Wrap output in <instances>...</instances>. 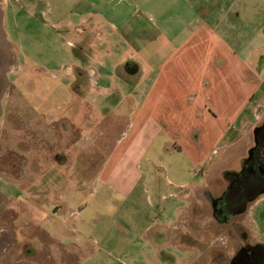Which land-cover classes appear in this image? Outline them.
Here are the masks:
<instances>
[{
  "label": "rangeland",
  "instance_id": "rangeland-1",
  "mask_svg": "<svg viewBox=\"0 0 264 264\" xmlns=\"http://www.w3.org/2000/svg\"><path fill=\"white\" fill-rule=\"evenodd\" d=\"M237 2L227 0L226 6L237 8ZM49 3L52 0H0V155L15 153L11 164L21 168L17 175L0 168V264H210L206 246L231 255L236 239L211 221L205 207L196 209L190 224L184 221L188 207L181 215L184 222L176 223L171 208L183 206L186 200L180 197L190 189L196 191L207 180L219 182L220 168L240 164L243 156L237 155L244 153V144L222 150L227 134L221 138L236 108L262 102L259 112L264 115V91L255 90L254 77L248 74L250 70L264 80V57L259 58L264 47L249 35L251 15L241 16L229 28L240 46L223 49V66L216 68L202 59L213 54L212 45L205 46L208 39L219 50L215 36L202 31L192 38L195 43L188 51L175 52L172 65L178 78L159 79L145 97L142 83L134 94L116 78L128 47L114 31H100L91 55L88 39L98 33L84 31L78 15L70 28L67 19L74 15L66 16L62 6L53 13ZM187 56L201 61H185ZM191 93L193 99L186 103ZM149 118L160 123L163 133L154 142L161 152L141 167L156 207L145 203L137 211L128 205L120 213L114 208L120 202L110 201L119 195L112 193L108 201H101L95 189L121 151L102 161L127 129L125 121L142 124ZM137 128H132L130 138ZM174 135L179 149H160L162 138ZM247 135L252 141L250 131ZM54 152L62 157L53 158ZM159 202L166 205L164 214L153 213L161 209ZM94 211L104 219L87 225L79 221ZM118 215L135 237H126L127 225L119 219L112 223ZM250 217H264V196L255 202ZM158 222L167 224L158 229L160 236L153 227ZM263 226H254L252 238L259 237ZM144 228L149 234L142 233ZM189 228L199 242L193 246L192 236L185 233ZM25 245L35 253L26 255Z\"/></svg>",
  "mask_w": 264,
  "mask_h": 264
},
{
  "label": "crops",
  "instance_id": "crops-1",
  "mask_svg": "<svg viewBox=\"0 0 264 264\" xmlns=\"http://www.w3.org/2000/svg\"><path fill=\"white\" fill-rule=\"evenodd\" d=\"M35 3L32 2L33 5ZM226 3L227 0H52V3H49V7L53 8L51 12L58 13L60 12L59 8L62 6V8L66 9V16L69 14L74 15L67 19V24L70 25V28L75 27L76 15H78L77 22L84 31L91 30L98 33L94 39H88L93 42L91 44L88 42L91 55L93 54L94 40L99 39L100 31L108 29L114 31L119 41L121 40L122 44L128 47L124 51L125 55L116 69V78L125 83L134 94H139L138 89L142 83L143 93L145 97H148L152 88L159 83V79L163 80L167 77L178 78V71L172 65V61L175 59V52L177 49L179 51L181 49L188 51L195 43V41L191 43L192 38H196L202 31H207L208 34L215 36L219 45V50L216 51L214 40L208 39L205 46L207 47L211 44L212 50L210 51L213 54L211 56L210 54L202 56V59L207 58V61L209 59L216 68L223 66L226 62L223 49L234 50L240 46V41L235 38L232 40L228 30L233 22L240 21L241 16L251 15L250 20L253 22H248L250 25L248 28L249 35L251 37L255 36V39L261 43L260 46L264 47V0H238L237 8H234V5L226 6ZM61 10L65 12V10ZM216 31H219V33L216 34ZM246 38L247 35L242 40L244 41ZM202 43L203 41L200 44ZM263 57L264 48H262L259 58L262 59ZM197 60L201 61V57L187 56L185 59L188 62ZM127 63L129 64L128 70L122 69L124 64ZM258 66L259 69L263 67L262 64L260 65V60ZM248 74L250 77H254L253 81L256 82L255 90L257 89L259 93H262L264 91V80L250 70ZM253 96L254 92L251 93V97ZM192 99L193 94L191 93L186 98V103H190ZM261 106L262 102L252 108L242 104L236 108L235 113L226 119L227 125L221 138L226 134L227 138H225V145H223L222 150H230L241 142V145L244 144L243 154L246 153L251 144V139H249L247 133L250 131L251 134L253 126L262 118L263 115L261 114V116L259 112ZM246 110H249V112H246ZM124 126L127 129L122 130L121 136L114 140L112 152H109L110 155L108 153L102 163L106 162L118 150L121 151L119 157L106 176L99 178V186L95 189L96 196L101 195V201H108L112 193L119 195V199L118 197H111L110 201L113 205L115 204L114 202H120L117 206L114 205V208L120 213L124 208L128 209V205H131L137 211L141 210V205L145 203L156 207L153 197L148 193V187L151 183L148 178H144L145 172L141 167L142 162L151 161L152 157L154 158L157 153L161 152L154 147V142L163 135L160 123L151 118L142 124H135L134 120H127ZM135 126L138 127L136 133L130 138L129 133ZM249 126L251 127L250 130H248ZM177 136L174 135L173 139L162 138L160 149L163 148L164 152L170 147L179 149L174 139ZM246 138L247 140H245ZM151 150L153 151L150 152ZM148 153L151 154L147 155ZM243 154H238L237 157H242L244 156ZM229 167L233 166L229 165L228 167L220 168L219 173ZM102 168L103 165L95 175L99 176L103 170ZM149 173L150 170L147 174ZM210 185L211 180H207V183L196 191L190 189L189 194L180 197L185 199L186 203L183 206L179 203V205L171 208V215L176 216L174 223L185 221L190 224L195 222L196 209L201 210L205 207V210H207L204 190ZM176 194L173 193V196H176ZM263 196L261 195L254 203L249 204L242 220L245 228H247V222H250L251 227H249V231L246 230L247 239L256 244H264V226L259 237L252 238L254 226L264 225V217L252 219L250 215L255 202ZM196 199L197 201H195ZM157 205L161 209L159 211L154 209L153 213L164 214L166 205H161L160 202ZM195 205L197 208H195ZM184 206L188 207L189 213L187 214V220L183 221L181 215ZM97 211H94L90 217H85L79 221H82L83 225H87L88 223L93 224L92 222L96 223L99 218L101 220L104 219V215ZM139 214L140 216L142 215L141 213ZM111 219L113 224L116 221L115 219H119L127 225L126 237H135L130 226L126 224L121 215L113 216ZM211 221L214 222L212 216ZM172 224L170 225L171 227L173 226ZM161 225L167 227L165 222H158L153 225L155 229L157 228L155 235H161V230H158ZM146 229L144 228L142 233L150 232L146 231ZM191 232L196 235L193 228H189L185 233L192 236ZM191 239L196 240V237L192 236ZM190 246H193V244L191 243ZM211 248L206 246L205 249L210 250Z\"/></svg>",
  "mask_w": 264,
  "mask_h": 264
},
{
  "label": "flooded vegetation",
  "instance_id": "flooded-vegetation-1",
  "mask_svg": "<svg viewBox=\"0 0 264 264\" xmlns=\"http://www.w3.org/2000/svg\"><path fill=\"white\" fill-rule=\"evenodd\" d=\"M128 68V63L122 67L126 70ZM251 136V144L240 164L220 172V181H216V178L204 190L207 210L214 218V223L224 226L226 236L237 241L231 255H226L220 248L212 247L209 250L210 264H264V246L248 241L242 222L249 204L264 195V115L253 126ZM13 154L15 153L4 152L0 155V168L17 175L21 168L11 164ZM52 156L62 157L57 152ZM3 215L5 213H1L2 217ZM23 251L26 255L35 253L27 245Z\"/></svg>",
  "mask_w": 264,
  "mask_h": 264
},
{
  "label": "trees",
  "instance_id": "trees-1",
  "mask_svg": "<svg viewBox=\"0 0 264 264\" xmlns=\"http://www.w3.org/2000/svg\"><path fill=\"white\" fill-rule=\"evenodd\" d=\"M191 243L194 245V244H198L199 242L196 240H192ZM259 245L264 246V244H259Z\"/></svg>",
  "mask_w": 264,
  "mask_h": 264
},
{
  "label": "water",
  "instance_id": "water-1",
  "mask_svg": "<svg viewBox=\"0 0 264 264\" xmlns=\"http://www.w3.org/2000/svg\"><path fill=\"white\" fill-rule=\"evenodd\" d=\"M57 208H58V207H57V206H55V207H54V209H53L52 211H53V212H55V210H56Z\"/></svg>",
  "mask_w": 264,
  "mask_h": 264
}]
</instances>
